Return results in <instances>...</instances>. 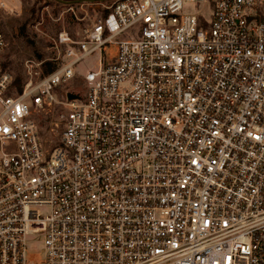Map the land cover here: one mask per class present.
<instances>
[{
	"label": "built area",
	"instance_id": "obj_1",
	"mask_svg": "<svg viewBox=\"0 0 264 264\" xmlns=\"http://www.w3.org/2000/svg\"><path fill=\"white\" fill-rule=\"evenodd\" d=\"M105 10L20 88L0 33V264H264V0Z\"/></svg>",
	"mask_w": 264,
	"mask_h": 264
},
{
	"label": "rangeland",
	"instance_id": "obj_2",
	"mask_svg": "<svg viewBox=\"0 0 264 264\" xmlns=\"http://www.w3.org/2000/svg\"><path fill=\"white\" fill-rule=\"evenodd\" d=\"M0 33L7 41L2 55V64L21 83L29 77L38 78L44 73L47 62L54 65L55 58L64 49L56 44L59 33L66 32L72 39H81L102 14L111 0H0ZM197 3L184 5V10L193 12ZM96 55L84 59L77 70L84 73L95 65ZM33 63H38L35 66ZM33 67L29 68L28 65ZM32 69V76L28 70ZM82 77L75 76L65 89L82 92Z\"/></svg>",
	"mask_w": 264,
	"mask_h": 264
},
{
	"label": "trees",
	"instance_id": "obj_3",
	"mask_svg": "<svg viewBox=\"0 0 264 264\" xmlns=\"http://www.w3.org/2000/svg\"><path fill=\"white\" fill-rule=\"evenodd\" d=\"M64 1L70 3V2H76V1H78V0H64ZM106 12H107V11L104 9V10H103V14H105ZM46 64H47V67L45 68L43 74L48 73V72L53 68V65H51V63L47 62ZM14 83H15V85H16L18 88H20V86H21V84H22L21 81H20V79H17Z\"/></svg>",
	"mask_w": 264,
	"mask_h": 264
},
{
	"label": "water",
	"instance_id": "obj_4",
	"mask_svg": "<svg viewBox=\"0 0 264 264\" xmlns=\"http://www.w3.org/2000/svg\"><path fill=\"white\" fill-rule=\"evenodd\" d=\"M67 97H68V99H73L76 97V95L73 93H68Z\"/></svg>",
	"mask_w": 264,
	"mask_h": 264
},
{
	"label": "crops",
	"instance_id": "obj_5",
	"mask_svg": "<svg viewBox=\"0 0 264 264\" xmlns=\"http://www.w3.org/2000/svg\"><path fill=\"white\" fill-rule=\"evenodd\" d=\"M7 1L9 2V1H12V0H7Z\"/></svg>",
	"mask_w": 264,
	"mask_h": 264
}]
</instances>
